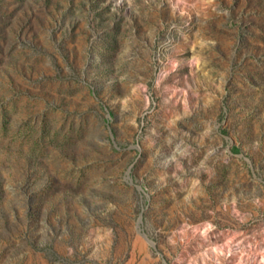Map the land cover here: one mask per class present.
<instances>
[{
  "label": "rangeland",
  "instance_id": "374dc122",
  "mask_svg": "<svg viewBox=\"0 0 264 264\" xmlns=\"http://www.w3.org/2000/svg\"><path fill=\"white\" fill-rule=\"evenodd\" d=\"M0 264H264V0H0Z\"/></svg>",
  "mask_w": 264,
  "mask_h": 264
}]
</instances>
